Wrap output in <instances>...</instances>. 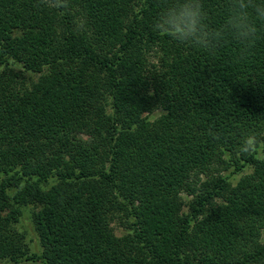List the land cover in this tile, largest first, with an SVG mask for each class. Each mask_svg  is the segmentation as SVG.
<instances>
[{
  "label": "trees",
  "instance_id": "1",
  "mask_svg": "<svg viewBox=\"0 0 264 264\" xmlns=\"http://www.w3.org/2000/svg\"><path fill=\"white\" fill-rule=\"evenodd\" d=\"M164 3L0 0V264H264V38L239 62L179 45Z\"/></svg>",
  "mask_w": 264,
  "mask_h": 264
},
{
  "label": "clouds",
  "instance_id": "2",
  "mask_svg": "<svg viewBox=\"0 0 264 264\" xmlns=\"http://www.w3.org/2000/svg\"><path fill=\"white\" fill-rule=\"evenodd\" d=\"M152 30L211 56L230 40L238 45L235 59L243 61L264 38V0H226L223 23L218 27L208 23L204 0H165Z\"/></svg>",
  "mask_w": 264,
  "mask_h": 264
},
{
  "label": "rangeland",
  "instance_id": "3",
  "mask_svg": "<svg viewBox=\"0 0 264 264\" xmlns=\"http://www.w3.org/2000/svg\"><path fill=\"white\" fill-rule=\"evenodd\" d=\"M11 65H12V67H15L16 70L23 72L21 70L20 66H18V65L13 66V64H11ZM23 73H24L23 76L25 78V82L27 84H31V83L36 82V80L40 76L39 74H32V73H27V72L26 73L23 72ZM161 114H162V111L157 110L150 116V118L151 119L158 118ZM81 137L84 141L87 139L85 136H81ZM229 171H231V169L225 170V172H223V174L229 175V177H230L229 182L231 184L235 185L241 176L251 173L252 168L247 167L241 173H236L233 175L229 174ZM181 198H182L183 203H184L183 210L186 211L187 210V203L191 200V198L186 196L185 194H181ZM33 212H35V211H34V208L32 206H27V207L22 208V213L18 218V222L14 223L12 225V229L23 236L24 243L30 248L31 251L36 252L37 250H39L40 245H39V241H38L37 236H36L34 229H33V224H32ZM128 224H129V219L125 217L124 213H115V214H113V216L111 217V220H110V226L112 228V231L117 237L124 235L128 231V229H129ZM1 264H8V263L6 261H2ZM22 264H33V263L24 262ZM35 264H40V263H35Z\"/></svg>",
  "mask_w": 264,
  "mask_h": 264
}]
</instances>
